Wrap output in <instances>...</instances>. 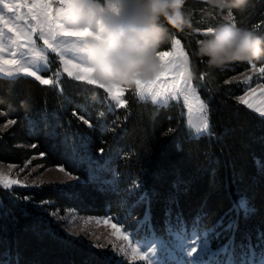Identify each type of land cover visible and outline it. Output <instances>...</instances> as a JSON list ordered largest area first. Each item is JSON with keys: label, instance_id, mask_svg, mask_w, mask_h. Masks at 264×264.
<instances>
[{"label": "trees", "instance_id": "obj_1", "mask_svg": "<svg viewBox=\"0 0 264 264\" xmlns=\"http://www.w3.org/2000/svg\"><path fill=\"white\" fill-rule=\"evenodd\" d=\"M184 10L192 27L169 26L158 51L180 39L207 102L210 134L190 133L182 103L140 101L134 88L125 89L126 105L112 109L105 90L66 76L61 91L0 76V163L58 166L72 176L0 187V264H118L116 255L61 231L51 215L69 209L112 217L135 237L205 231L232 264L264 260V116L240 101L245 84L238 79L264 60L209 69L196 55L206 29L232 23L229 11L237 26L264 36V0L245 12L186 0ZM258 82L264 85L261 73ZM9 120L15 123L4 127Z\"/></svg>", "mask_w": 264, "mask_h": 264}, {"label": "clouds", "instance_id": "obj_2", "mask_svg": "<svg viewBox=\"0 0 264 264\" xmlns=\"http://www.w3.org/2000/svg\"><path fill=\"white\" fill-rule=\"evenodd\" d=\"M212 2L240 12L253 6V0ZM185 3L186 0H65L54 19L69 30L91 29L95 33L81 40L89 49L87 65L96 81L131 89L138 82L154 81L165 73V61L158 50L170 38L169 26L181 32L192 27ZM231 18L229 11L225 19ZM207 32L205 39L197 41L196 55L206 58L209 69L264 60V36L249 28L222 23ZM182 64L186 78H193L190 63Z\"/></svg>", "mask_w": 264, "mask_h": 264}, {"label": "rangeland", "instance_id": "obj_3", "mask_svg": "<svg viewBox=\"0 0 264 264\" xmlns=\"http://www.w3.org/2000/svg\"><path fill=\"white\" fill-rule=\"evenodd\" d=\"M8 2L12 3L14 0H8ZM20 2L31 5L34 0H20ZM112 2L116 3L118 0H112ZM59 7L60 3L58 0H53V8L51 9L53 17H55L56 10ZM0 11L4 12L6 19H10L13 15V13H9L4 9L3 5H0ZM10 37L11 34L8 32L3 34L2 40L6 47L8 46ZM37 37H34V39H36L37 47H40L43 42ZM58 40L62 41L65 55L77 62L86 63L87 65L89 49L82 40L64 37H59ZM171 50L172 46L167 51ZM178 54L179 49H177V55ZM47 57L48 62L46 70L42 69L38 74L44 78L53 79V83L50 84V86L61 91V79L63 76L67 77V75L63 72L60 58L56 53H52L48 50ZM182 61L183 59L180 57L176 62V67L170 71L167 77L158 81L156 87L145 90L143 99H140L137 95L136 86L133 87L135 95L140 101L148 100L158 105L171 102L182 103L186 128L190 133L196 137L210 134V115L207 110V102L200 97L197 87L193 84V79L186 78L185 73L182 74ZM32 67L33 69L35 68V66ZM57 72L61 74L56 75ZM258 74H260L259 69L251 66L245 73L238 76V79L245 84V92L239 96V99L245 106H248V104L244 103V100H248L249 103L253 105L251 108L248 107L254 112H257L260 116H264V114H261L264 112V103H261V100L264 99V85L258 82ZM0 76L5 77L3 75ZM92 78L95 79L93 75ZM185 82L194 92V96L189 97V99H185V94L179 90L185 86ZM119 88L126 89L124 86H119ZM253 89H255L254 92ZM125 92L126 91H124L120 97L123 100ZM153 96H155V98H153ZM110 107L112 109L116 108L113 104H110ZM257 109H259V111ZM205 121H207V124H205ZM60 169L61 167L58 166L41 168V166H33L31 163H26L21 167L15 164L0 163V175L21 181L20 185H14L8 189L21 187V185L36 186L42 182H64L66 180H72L71 175H68L63 168V171ZM0 187L7 189L3 187V185H0ZM51 216L54 218V221L59 224L61 231L65 235L83 239L91 246L97 244L102 245L103 247L99 249L116 255L118 264H126V262L138 260H142L146 262V264H232L229 258H223V256H230L224 248L220 251L211 247L207 232L205 231H189L184 227H180L178 231H172L165 236L151 233V235L148 234L146 236L135 237L129 230H126L122 226L126 233H131V241L126 242L123 241L121 237L113 234L111 223L117 222L112 217L97 215L85 216L71 209L66 210L63 215L56 212ZM106 220H109L111 223L105 224L104 221ZM109 241H113L117 245L124 247L125 255L114 253L111 245L108 243ZM136 245L140 246L139 251ZM147 254V260L143 259L142 257ZM251 264H264V260L256 258Z\"/></svg>", "mask_w": 264, "mask_h": 264}, {"label": "snow or ice", "instance_id": "obj_4", "mask_svg": "<svg viewBox=\"0 0 264 264\" xmlns=\"http://www.w3.org/2000/svg\"><path fill=\"white\" fill-rule=\"evenodd\" d=\"M58 2L60 3V7L65 5V0H58ZM209 2H212V0H209ZM0 5H3V8L9 13H13L10 19H6L4 12L0 11V75L17 79L20 77H32L43 85H50L53 83V79L44 78L38 74L42 69L46 70L48 62L47 51L50 50L59 56L63 72L66 73L67 77L88 85H98L105 90V94L109 97V103L113 104L116 108L126 105V100L120 98L125 91L124 89H120L119 86L115 85H103L93 79L92 70L86 63L77 62L65 55L62 41L58 40L59 37L81 40L90 35H95L91 29L69 30L63 23L56 22L51 14L53 0H34L31 5L21 3L20 0H14L12 3H9L8 0H0ZM230 20H232V23H235L233 18ZM196 31H199V29ZM5 32L11 34L7 47L2 40ZM205 34H208L207 29L205 30ZM34 37L42 40V46L37 47ZM177 49H179L178 55ZM158 54L165 61L166 71L154 81L138 82L137 95L140 99L144 98L145 90L156 87L158 81L169 75L170 71L176 67V62L180 57H182L183 61L190 63L188 54L184 51L180 39L172 41L171 51H159ZM32 66H35V68L33 69ZM252 66L255 67L254 64ZM181 72L182 74L185 73L183 64L181 65ZM259 72L261 75H264V67L260 68ZM60 74V72L56 73V75ZM233 79L235 80V77ZM11 82H14V80ZM226 83H230V81H226ZM179 90L185 94V99L194 96V92L187 86L186 82L185 86ZM254 91L255 89H253ZM244 103L248 104L250 108L253 107L248 100H244ZM261 103H264V99L261 100ZM257 110L259 111V109ZM261 114H264V112ZM0 115H3V113H0ZM13 123L15 121L9 120L4 127ZM205 124H207V121H205ZM60 170L63 171L62 168ZM89 170L91 174V166H89ZM20 184L21 181L18 179H11L10 177L0 175V185H3L5 188ZM104 223L109 224L111 222L106 220ZM111 229L113 230V234L121 237L123 241H131V233H126L118 222L111 223ZM108 243L111 245L114 253L125 255L124 247L117 245L113 241H109ZM93 247L100 248L103 246L97 244ZM136 248L138 251L140 250L139 245H136ZM142 258L147 260L148 254Z\"/></svg>", "mask_w": 264, "mask_h": 264}]
</instances>
